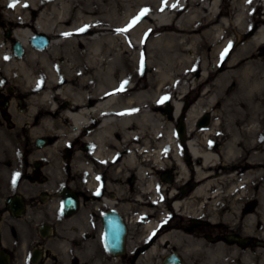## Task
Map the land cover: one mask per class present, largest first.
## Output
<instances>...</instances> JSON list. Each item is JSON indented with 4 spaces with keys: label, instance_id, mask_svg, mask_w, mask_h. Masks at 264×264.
I'll return each mask as SVG.
<instances>
[{
    "label": "bare ground",
    "instance_id": "6f19581e",
    "mask_svg": "<svg viewBox=\"0 0 264 264\" xmlns=\"http://www.w3.org/2000/svg\"><path fill=\"white\" fill-rule=\"evenodd\" d=\"M218 8V0H0V24L26 50L20 59L0 50V61L9 58L3 72L21 82L30 112L42 113L43 130L53 129L55 148L85 130L92 153L101 155L116 134L125 161L139 172L175 170L169 188L174 212L201 215L209 227L241 237H264V50L257 53L264 49V0H229L228 9ZM144 9L134 26L118 31ZM37 34L51 36L47 48L30 45ZM152 36L159 42L150 44ZM199 89L185 113V139L197 136L193 125L204 112H212L205 135L223 113L236 130L223 143L188 138L189 159L173 144L167 124L156 120L157 102L171 97L169 117L176 120L181 101ZM161 145H171L170 156ZM181 182L186 195L177 191ZM159 224L155 217L142 229L154 233ZM171 237L192 236L170 230L141 258ZM227 249L235 250L215 244L204 252L222 264Z\"/></svg>",
    "mask_w": 264,
    "mask_h": 264
},
{
    "label": "flooded vegetation",
    "instance_id": "af4514ba",
    "mask_svg": "<svg viewBox=\"0 0 264 264\" xmlns=\"http://www.w3.org/2000/svg\"><path fill=\"white\" fill-rule=\"evenodd\" d=\"M11 53L19 59L13 48ZM4 69L2 65L0 264H138L147 247L168 233L173 171L139 172L125 161L116 134L101 155L92 153L85 130L79 136L73 131L63 147L55 148L53 129L41 128L42 113L30 112L21 82L10 79ZM47 117L53 119L56 114ZM155 217L160 220L158 230H143ZM216 230L213 241L217 245L239 253L264 252V237H241L230 229L221 233L219 227ZM93 237L101 248L95 250V256ZM105 237H124L123 252L112 254ZM128 237L149 240L144 248L127 252ZM60 248L65 259L57 255ZM172 254L188 264L174 251L156 263L163 264Z\"/></svg>",
    "mask_w": 264,
    "mask_h": 264
},
{
    "label": "rangeland",
    "instance_id": "374dc122",
    "mask_svg": "<svg viewBox=\"0 0 264 264\" xmlns=\"http://www.w3.org/2000/svg\"><path fill=\"white\" fill-rule=\"evenodd\" d=\"M218 11L219 10H223V9H228L229 8V0H218ZM7 31L8 28L5 26H2L0 24V50H3L4 52L7 53H11V49H12V42L10 40V36H7ZM50 36V35H48ZM153 38L150 39L149 43L154 45L156 43H158L159 41L156 39V37L152 36ZM51 38V36H50ZM141 47L139 46L138 51H141ZM264 49L260 48L258 49L257 53L262 52ZM78 51H83L82 49H78ZM25 52L26 50L24 49V54L23 57L25 56ZM50 54V51H49ZM165 56V55H163ZM13 57V56H12ZM7 60H9V58L5 57L3 59H1L0 61V67H2V65H5V63L7 62ZM62 62L60 58L56 59V63ZM165 73L168 75H172L173 74V69H171L170 67L167 68L165 70ZM264 78V75H263ZM144 82V80H143ZM177 88V87H176ZM175 88V89H176ZM201 90H196L194 93L190 94L186 100H182L181 101V107L183 108V111L181 112V114L177 117L176 120H172L171 118L168 119V116L166 115V113L164 112V108H165V100L168 101V104L171 108V112H172V107H171V97L168 96H163L161 97V99L157 102V108L159 109V111L156 113V120H160L161 123H166L167 126L169 127L167 129V134L171 135L172 140H174L173 144L175 146H177V148H179V152L190 159L189 154L187 153V149L185 145H180L179 143V139L175 134V126L178 123V120L180 119V117L182 116L183 119L185 120V113L188 110V108L190 107V105L198 98V96L200 95ZM166 98V99H165ZM262 99L264 100V89H263V94H262ZM163 100V102H161ZM203 115H210L209 119H210V124L212 121V112H204L201 113V116L198 118V120H195L193 128H195L197 136L196 135H191L188 138H194L196 140H198L199 142L201 141H209V142H213L216 139H219L220 142L219 143H223L225 140L229 141L231 134L233 131H235L236 129L231 127V115L228 113H223L221 114V118L218 122V127L215 128L214 132L212 134L209 135H205V127L197 129L196 128V123L199 121V119L203 116ZM184 125H185V121H184ZM185 129H186V134H187V128L185 125ZM217 130V131H216ZM216 132H218V135L216 136ZM165 137V135H164ZM163 138L158 139V142L161 141V144H165L162 142ZM168 143V142H167ZM173 144L172 147H173ZM170 145V146H171ZM161 149H163V153L162 154H167L168 156H170V151H169V147L170 146H164L161 145ZM174 148V147H173ZM171 150V147H170ZM188 159V163H191L192 161ZM193 163V162H192ZM171 167V166H169ZM241 169H243V165H241ZM171 171H173L172 168H170ZM175 172V170L173 171ZM176 188V187H175ZM174 188V190H176ZM186 186L182 185V182L178 185V193L181 194V192L184 191L183 195L188 194V192L185 193V189ZM176 192V191H175ZM172 206V205H171ZM255 208V205L251 206V209L253 210ZM229 212L230 215L234 214V210L233 207L229 206ZM171 214H172V218L171 221L169 222V229L168 232L170 230H175V231H179L181 233H186L189 236L192 237H171L168 239L167 243L164 244H159L158 249L156 254L154 255H149L148 257L145 256L143 258L140 259L138 264H157L156 261L159 260L161 257H163L166 253H170V252H177L180 253V255H182L184 261H186L188 264H219V262L216 261V259H214V257H210L212 255H210L209 253L206 254L204 251H207L210 247L214 246L215 243L213 241L214 239V235L215 233H217V230L214 229V227H209L208 224L203 220V217H201V215H199L200 219L197 218H191L190 213H186L184 215H179L176 212L173 211L172 207H171ZM230 221L234 220L233 216L229 218ZM231 221V223L233 224V222ZM193 222H198L201 224H194ZM235 223V222H234ZM237 230L239 229L236 226ZM221 233H224V229L221 230ZM149 237H128L127 238V249L126 251H130L128 246L129 244H132V250H136L138 246H140V248H144L147 243H148ZM157 242H159V238L156 240V242L154 244H156ZM200 242V243H199ZM146 243V244H145ZM199 243V244H198ZM92 246H93V254L94 256L98 254L97 251L95 250H100V246L98 241L96 240L95 237H93V242H92ZM152 246V245H151ZM150 246V247H151ZM150 247H147L148 250ZM146 248V249H147ZM56 250V249H55ZM61 248L57 249V255L61 257V259H65V256H63L64 254L60 251ZM131 250V251H132ZM247 254H249L250 257H248L246 260L241 256L242 253H239L238 250L234 251H230V250H226L222 255L219 256V259L221 261V259L224 261L222 264H264V252H260V251H255V250H250V251H246ZM130 253V252H129ZM131 256H129L130 258ZM128 258V259H129ZM211 258V259H210ZM64 262V261H62ZM63 264V263H61ZM124 264H129V263H124Z\"/></svg>",
    "mask_w": 264,
    "mask_h": 264
},
{
    "label": "water",
    "instance_id": "95a60500",
    "mask_svg": "<svg viewBox=\"0 0 264 264\" xmlns=\"http://www.w3.org/2000/svg\"><path fill=\"white\" fill-rule=\"evenodd\" d=\"M9 35V32H7V36ZM50 38L45 35V34H37L36 36L32 37L31 40L29 41L30 45L33 48H36L38 50H43L47 48V46L50 44ZM13 50L16 55V57L21 58L23 55V48L18 42H13ZM165 108L163 109L166 115L168 116V119H170L171 115V108L168 104V101L165 100L164 102ZM210 122L209 116L208 115H203L199 121L197 122L196 127L198 129L206 127ZM175 133L179 139V142L183 144L186 142L185 139V134H186V129L184 125V119L181 116L180 119L178 120L177 125L175 126ZM105 245L109 249V251L116 255L118 253L123 252V247H124V237H105ZM163 264H183L180 258L177 257L176 254H172L171 256L167 257Z\"/></svg>",
    "mask_w": 264,
    "mask_h": 264
},
{
    "label": "snow or ice",
    "instance_id": "6c2138e0",
    "mask_svg": "<svg viewBox=\"0 0 264 264\" xmlns=\"http://www.w3.org/2000/svg\"><path fill=\"white\" fill-rule=\"evenodd\" d=\"M9 6L10 7H14L15 5L14 4H10ZM147 11H148L147 9H144L136 18H134L133 21L130 22L128 28L121 29V30H118V31H120V32H126V31H128V29L131 28L132 26H134L141 19V17L147 13ZM81 31H84V29H81ZM227 51H228V49H225V52L222 54V57L221 58H223V55H225L227 53ZM122 89H123V84L121 85V90ZM161 102H163V100Z\"/></svg>",
    "mask_w": 264,
    "mask_h": 264
}]
</instances>
